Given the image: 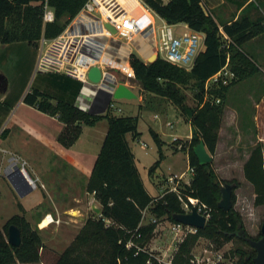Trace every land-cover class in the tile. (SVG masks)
Segmentation results:
<instances>
[{"label":"trees","instance_id":"1","mask_svg":"<svg viewBox=\"0 0 264 264\" xmlns=\"http://www.w3.org/2000/svg\"><path fill=\"white\" fill-rule=\"evenodd\" d=\"M86 2L87 0H0V45L22 42L32 44L42 37L54 39L63 33ZM144 2L169 24H185L205 35V50L198 55L191 71L162 59L149 65L135 55L131 59L141 92L168 99L184 111L187 99L184 89L190 87L198 102L190 121L193 134L188 150L189 166L195 173L190 184L181 185L180 190L185 201H189V198L198 199L212 209V215L204 229H198L196 233L184 238L171 260V264H195L193 249L202 238L216 240L218 237H237L248 243L249 237H246L240 213L234 206L229 211L218 207L222 199V186L234 185V205V191L240 184L236 180L222 181L213 167V161L201 164L194 154V148L203 141L208 152L214 156L230 90L239 82L260 72L245 52L244 45L264 33V16L256 20L243 16L230 24L220 25L205 9L202 0H171L168 4H162L158 0ZM46 4L54 11L53 23H44ZM228 55L230 68L237 80L229 86L211 89L210 98L204 103L205 84L224 67ZM7 85L6 76L0 72V88L6 90ZM216 99H220V103L213 102ZM23 101L47 115L57 117L63 123L64 130L59 135L58 142L66 148L77 142L83 127H94L103 120L108 122L105 140L86 185V191L94 194L101 206V216L87 219L75 241L55 264H165L145 248L156 230L157 221L143 224V212L151 207L155 218L168 217L170 221L177 223L174 216L183 214L184 209L177 194L168 193L155 199L143 183L128 139L129 135L132 140L141 135L138 130L139 117L118 116L112 111L90 115L66 101L53 104L50 95L38 90L28 92ZM151 134L160 154V159L150 169V174H153L164 159V153L159 135L153 130ZM244 176L254 187L255 204L264 205L263 144H258L246 161ZM11 225L17 226L21 231L22 242L19 247L8 242ZM87 247L91 248L87 252L89 257L83 252ZM42 248L43 240L39 231L31 226L24 215L13 216L4 229L0 228V264H16L18 261L23 264L38 263ZM255 253L254 249L253 256ZM253 256L250 255L247 258L249 261L245 262L255 264Z\"/></svg>","mask_w":264,"mask_h":264},{"label":"rangeland","instance_id":"2","mask_svg":"<svg viewBox=\"0 0 264 264\" xmlns=\"http://www.w3.org/2000/svg\"><path fill=\"white\" fill-rule=\"evenodd\" d=\"M142 2L144 1L142 0ZM258 4L264 10V0H258ZM151 12L155 16V12L152 9ZM157 25L161 26V21L158 18ZM173 27L178 36H183L187 32L185 24H177ZM204 45L201 48L202 51L205 48ZM39 47L40 40L32 44L22 42L12 45H0L1 70L6 72L7 76L9 75L12 79L8 94L10 96L8 104L14 103L19 99L23 84L17 78L18 72L27 73L32 64L37 62ZM114 72L120 82H124L121 73L118 71ZM261 79L264 82V75L261 76ZM245 80L239 83L242 84ZM245 84L248 85H245L246 90L244 91L246 93L241 92L238 95L239 92L233 91V95H230L231 102L228 101V103L232 104V107H226L223 113L217 149L213 156V167L222 181L230 182L236 180L240 184L234 191V209L243 218L246 237L260 239L261 227L264 224V205L257 206L255 204L254 187L244 176V165L258 144H263L264 159V117L260 116L257 123L250 120V116L256 113V107L253 96L251 97L248 94L252 93L253 95L250 90L252 86L255 87L256 91L258 90V93L261 92L262 88H260L261 85L257 80L247 81ZM132 85L136 84L133 83ZM83 87L82 83L67 75L36 73L34 70L29 79L27 89L29 93L36 90L45 92L52 97L53 104L66 100L75 105ZM133 92L137 96L134 99L114 100L116 107L121 109V112H115L114 114L139 117L138 130L141 133V141L133 142L131 135L128 136V139L138 157V167L143 181L151 195L155 199H159L163 195V191L168 187L167 180L171 174L181 175L186 172L187 176H185L184 182L191 181L193 177L188 171V150L192 138L189 137L192 131L190 121L194 110L198 106V102L190 87L184 89L187 96L186 110L184 111L168 99L152 93L141 92V88L138 86ZM244 93L245 95L243 96L242 94ZM3 99V90L0 88V101ZM21 99H23V96L19 101ZM19 107L16 106L14 108L15 116L25 115L42 124L45 123L48 127L53 124L49 119L51 116L47 115V117H44L39 115L37 108H34V111L30 110L24 102ZM232 108L238 111L237 115L232 114L234 111ZM170 123L173 125L172 127L169 126ZM56 124L55 126L61 125L60 122ZM18 128L17 122L11 120L5 128L7 130L6 134L8 135L10 131L16 132ZM104 128L108 131V122L106 120L99 122L95 128L85 126L79 140L70 148L58 143L76 160L82 162L88 168H93L107 134V132L104 133ZM151 130L160 135L163 153L165 154L160 166L153 174H150V169L160 159V154ZM174 138H179L180 140L174 141ZM2 140L0 139V145H2ZM3 156H5L4 158L7 161L14 157L11 154H3L0 151V160ZM41 162L40 165L36 166L38 171H33L30 167H27L32 179L37 180L38 187L24 197H20L16 192L11 193L12 196L8 195L5 191L6 188H3V182H0V190L2 191L0 194V228L4 229V226L13 216L24 215L31 226L39 231L43 240V248L40 250L41 260L34 264H55L64 251L75 241L87 219L100 218L101 210L99 214L97 203L86 194L83 188L87 179L85 173L77 169L70 160L53 148L48 147L45 155L46 163ZM8 164L10 163L7 162ZM19 166L21 168V161ZM5 173V169L0 171V175L5 176ZM42 182L47 185H53H50L51 189L54 190L56 188L57 191L60 188L62 189V185L67 182L69 189L73 188V186L69 185L78 184L82 188L77 189L76 196L79 197V201L76 204L74 202L72 204L70 203L72 200H68V203L61 202V204L64 208L72 207L79 209L80 212L76 211L73 213L72 216L74 218L72 219L69 215L63 213L62 222L58 224L47 225V222L42 223L43 219L41 221L38 220L40 213L49 209L48 206L51 204L50 201L54 198V195L60 199V193L57 191L55 192L48 188L49 192L46 193L47 189H43ZM23 206L27 211H25ZM151 210V207L146 210L143 224H149L155 219L157 227L150 240L146 243L145 248L161 262L171 264L180 239L173 231L174 223L168 217L155 218ZM90 250L91 248L89 247L85 248L83 251L84 255L89 257L87 252H90ZM253 250L254 248L246 241L237 237H218L216 240L202 238L195 245L193 254L195 264H247L245 261L248 262L249 259L247 258L250 255L253 256ZM256 254L253 256L254 258ZM16 264L23 263L18 261Z\"/></svg>","mask_w":264,"mask_h":264},{"label":"built area","instance_id":"3","mask_svg":"<svg viewBox=\"0 0 264 264\" xmlns=\"http://www.w3.org/2000/svg\"><path fill=\"white\" fill-rule=\"evenodd\" d=\"M157 18L161 21V26L157 25ZM43 20L44 23L55 21L54 11L47 4L44 7ZM173 26L175 25L169 24L156 13L154 16L142 0H87L62 34L54 39H40L35 72L62 74L76 79L84 86L77 100L78 105L97 111L105 106L109 92L118 85L124 84L132 91L137 86L140 87L131 64L134 55L148 65L155 56L156 60L162 59L186 71L192 70L205 44V35L185 25L187 32L178 36ZM93 68L100 70L101 78L98 82L89 78V72ZM114 71L121 73L124 82H120ZM236 80L237 76L230 68L228 55L224 67L206 82L204 103L209 100L211 89L229 86ZM133 83L137 86L132 85ZM114 100L116 99L112 97L106 112H121ZM220 101L213 100L216 103ZM169 126L173 125L170 123ZM179 140L174 138V141ZM11 168L14 169L15 165ZM21 170L23 173L27 172L25 164ZM188 171L192 175L195 173L190 166ZM185 176L186 172L181 175L171 174L167 180L168 187L160 198L168 193H175L182 202L184 214L191 213L192 208L196 207L198 213L208 222L212 215L210 207L195 198H189V201L183 199L181 185L190 184V181L184 182ZM30 184L34 189L38 187L37 180L32 178ZM145 212L146 210L143 215ZM44 222L50 225L58 224L60 220L46 215L42 223ZM152 222L155 223L156 220ZM197 230L180 223H174L173 227L175 235L180 239L179 244L188 234H194Z\"/></svg>","mask_w":264,"mask_h":264},{"label":"crops","instance_id":"4","mask_svg":"<svg viewBox=\"0 0 264 264\" xmlns=\"http://www.w3.org/2000/svg\"><path fill=\"white\" fill-rule=\"evenodd\" d=\"M143 1H146V0H143ZM158 1L162 4H168L171 0H158ZM202 3L204 5L205 9L214 16V18L216 19V21L220 25L221 24L222 25L223 24H230L232 21H236L243 16H247L252 20H256V19L260 18L261 16H264V10H262L260 8V5L258 4V0H202ZM7 45H12V44H7ZM204 50H205V48H204ZM244 50L248 54V56L250 58H252V60L258 66L260 72L257 73L256 75H254L253 77L245 80L244 82H242V84L239 83L236 86H234L233 88L234 89L236 88V89L234 90L232 88L230 90L229 95H228V101L231 100L230 95L233 93V91L239 92L238 93V95H239V94H241V92H245L244 91V90H246L245 87L248 86L245 84L247 81H253V80L256 81L257 80L258 83L261 85V87L259 86L260 88H262L261 92L258 93L257 92L258 90L256 91L255 87L252 86L250 90L253 92V95H252V93H248L251 97L253 96L252 98H254V105L256 107V111H255L256 113H254L253 115L250 116V120L257 123L260 116L264 117V84H263L264 82L261 79V76L264 75V33L253 38L249 42H247L244 45ZM35 67H36V62H34L32 64L30 70L27 73L26 72L25 73L24 72H18L17 78H18V80L20 79V82L22 81L21 84H23L19 99L22 96L24 99L25 95L28 93V89H27L28 82H29V79H30L33 71L35 70ZM1 69H2V67H0V72L6 76V78L8 80V85H7V89L3 90L4 99L2 101H0V139H3L2 145H0V151L3 154H11L12 156H14V157L10 158L9 161H7L6 158H4L5 156H3V158L0 160V171H3L4 169L6 171L5 176L0 175V182L1 181L3 182V188H6V190H5L6 193H8V195L12 196L11 193L15 192L14 188L12 187L11 183L9 182V180L7 178V172L9 171V169L14 165L18 166L20 168L19 162L21 161L22 165L25 164L26 170H27V167H30L31 170L38 171V169H36V166L40 165L42 163L41 161H43L44 164L46 163L45 162V155H46V149L48 147L53 148L56 152L63 155L66 159L70 160L77 167V169H80L82 172L85 173L87 179L85 180V184H84L83 188L86 191V185H87L88 180H89V173H90V171H92L93 168L86 167L82 162H80V161L76 160L74 157H72L70 155V153H67L64 150V148L60 147V144L58 143V137L62 133V131L64 130L63 123L57 117L51 116L49 119L52 121L51 123H53V124H51L48 127L47 125H45V123L42 124L39 121H37L35 119H31L28 116H25V115L20 116V117L15 116L14 115V108L16 106L19 107L20 105H23L24 101H23V99H21L20 101L18 99L14 103L8 104V98L10 97L8 94H9V90H10V86H11L10 84L12 82V79L9 77V75L7 76L6 72L2 71ZM40 92H42V91H40ZM245 93L242 95L244 96ZM258 100H260V101H258ZM66 102H68V101H66ZM230 102L229 103L227 102L226 107H228V108L232 107V104ZM17 103H18V105H17ZM26 105L30 110H33L35 108V107L30 106L28 104H26ZM233 110L234 111L232 112V114L234 113L237 115L238 111L236 109H233ZM37 111H38L39 115H43L44 117H47V114L39 111L38 109H37ZM11 120H15L17 122V124L19 125V128L16 129V132L10 131V133L7 135L6 134L7 130H5V128H6L7 124L10 123ZM59 122L61 125L55 126V125H57L56 123H59ZM96 126H94L92 128H95ZM83 132H84V127H83L82 134H83ZM106 132H107V129L104 128V133H106ZM192 134H193V132L191 131V134L189 137H192ZM159 137H160V135H159ZM137 141H141L140 136L138 138H136L135 140H133V142H137ZM130 144H131V142H130ZM131 148H132V151H133L134 156H135L136 166L139 170L138 157H137L136 152L134 150V147H132V145H131ZM162 151H163V149H162ZM42 156H43V159H42ZM164 157H165V154H164ZM7 162L10 164L7 165ZM139 172H140V170H139ZM28 175L30 176L29 173L27 174V176ZM143 183H144L147 191L151 195V193H150L149 189L147 188L144 181H143ZM50 185H47V184L42 182L43 189H47L46 193L49 192L48 188L50 190H52L51 186H53V185H51V186ZM62 186H63L62 189L60 188L59 191H57L56 188L54 190H52V191H55V192L57 191L58 193H60V199H58L54 195V198L50 201L51 204L48 206L49 209H46L45 212L42 211V213H40L41 215L38 216V220L41 221L42 219H44V217L46 215H52V217L54 219H58V220H60V222H62V214L63 213L65 215H69L70 218L72 219V218H74L72 216L73 213H75L76 211L80 212L79 209H75L72 207H69V208L65 207L64 208L63 205L61 204V202H67L68 203V200H72V202H70V203L73 204V202H74V204H76V202L79 201V197L76 196L77 191H78L77 189L81 188V187L78 184L73 183V185H69V186H73L74 189L73 188L69 189L68 188V182ZM1 193H2V191L0 190V194ZM86 194H88L91 198H93L94 201L97 203L96 204L97 210L100 214L101 206H100L99 202L95 199L93 194H90L87 191H86ZM152 197H154V196H152ZM24 209H25V211H27V209L25 207H24Z\"/></svg>","mask_w":264,"mask_h":264},{"label":"water","instance_id":"5","mask_svg":"<svg viewBox=\"0 0 264 264\" xmlns=\"http://www.w3.org/2000/svg\"><path fill=\"white\" fill-rule=\"evenodd\" d=\"M113 32H115L113 30ZM156 61V57H152L150 62L153 63ZM89 78L94 81L98 82L101 78V73L98 68H93L89 72ZM114 97L115 99H134L136 98V94L124 84L118 85L114 90L109 92L108 100L105 106L100 110H89L82 106H79L78 103L74 105L76 108L90 114V115H101L106 112V108L111 100ZM194 154L198 158L201 164H207L213 161V157L208 152L205 144L201 141L195 148ZM7 178L11 183L12 187L14 188L15 192L20 196L24 197L31 192L34 191V188L30 184V181L22 172L21 168L15 166L14 169L10 168L7 172ZM234 185H225L221 189L222 199L218 204V207L224 211H229L233 207L232 203V194H233ZM174 219L177 223L183 224L185 226H192L197 229H204L207 225V220L204 216L200 215L197 211L196 207L192 208V212L188 214H178L174 216ZM261 234L262 238L260 240H253L248 238L247 241L251 247L256 250V257L254 258L255 264H264V224L261 227ZM8 242L15 246L19 247L22 242V235L20 229L15 226L11 225L8 230Z\"/></svg>","mask_w":264,"mask_h":264},{"label":"bare ground","instance_id":"6","mask_svg":"<svg viewBox=\"0 0 264 264\" xmlns=\"http://www.w3.org/2000/svg\"><path fill=\"white\" fill-rule=\"evenodd\" d=\"M26 173H27V172H24V175L27 177V179H28L29 181H31V177H30L29 175L27 176L28 173H27V174H26Z\"/></svg>","mask_w":264,"mask_h":264}]
</instances>
